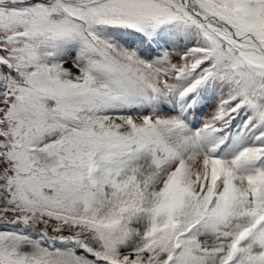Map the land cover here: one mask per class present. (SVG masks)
I'll use <instances>...</instances> for the list:
<instances>
[{"label": "snow or ice", "instance_id": "1", "mask_svg": "<svg viewBox=\"0 0 264 264\" xmlns=\"http://www.w3.org/2000/svg\"><path fill=\"white\" fill-rule=\"evenodd\" d=\"M0 264H264V0H0Z\"/></svg>", "mask_w": 264, "mask_h": 264}]
</instances>
